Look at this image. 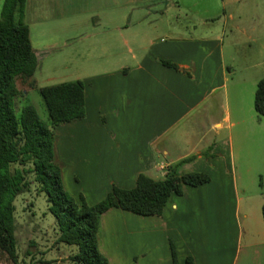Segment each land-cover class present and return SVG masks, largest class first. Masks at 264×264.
Instances as JSON below:
<instances>
[{
    "label": "crops",
    "instance_id": "1",
    "mask_svg": "<svg viewBox=\"0 0 264 264\" xmlns=\"http://www.w3.org/2000/svg\"><path fill=\"white\" fill-rule=\"evenodd\" d=\"M198 6V0H26L38 66L35 87L23 85L25 96L63 82L85 85V116L55 128L68 134L57 154L76 198L96 204L115 185L133 188L140 174L211 177L173 194L162 215L105 212L100 250L109 264H173L172 248L179 264H264V186L256 194L240 189L238 156L225 147L233 141L229 83L243 84L238 72L254 65L245 52L238 67V45L224 39L236 17L216 25L221 16L211 14L210 3Z\"/></svg>",
    "mask_w": 264,
    "mask_h": 264
},
{
    "label": "trees",
    "instance_id": "2",
    "mask_svg": "<svg viewBox=\"0 0 264 264\" xmlns=\"http://www.w3.org/2000/svg\"><path fill=\"white\" fill-rule=\"evenodd\" d=\"M25 14L26 0H3L0 11V251L18 264L14 201L30 185L27 174L34 173L57 219L58 242L79 247L72 260L78 264H109L100 250L101 218L105 212L120 208L144 216L162 215L173 194L182 195L186 185L200 186L211 177L205 172L169 174L160 179L140 174L133 188L115 185L102 201L93 205L83 195L79 198L70 195L63 182L55 128L85 116V85L82 81H71L38 88L50 122L43 120L32 104L25 106L20 116L16 115L14 102L21 93L18 81L35 87L33 77L38 66ZM164 63L179 69L171 61ZM255 107L264 115V79L258 82ZM27 165L30 167L25 168ZM262 212L264 217V205ZM172 255L173 264H179L174 248ZM187 264H192V260L187 259Z\"/></svg>",
    "mask_w": 264,
    "mask_h": 264
},
{
    "label": "rangeland",
    "instance_id": "3",
    "mask_svg": "<svg viewBox=\"0 0 264 264\" xmlns=\"http://www.w3.org/2000/svg\"><path fill=\"white\" fill-rule=\"evenodd\" d=\"M198 1L199 6L196 8L201 9L204 2H209L211 14L221 16L216 25L224 21L225 15L233 14L236 17L234 21L229 20L224 39L229 44L235 42L238 45L239 54L236 56L238 67L243 63L242 56L245 52L248 53L249 64L254 65L247 73L238 72L237 80L243 84L235 87L233 82L229 83L231 122H234V125L231 128L232 144L225 147H234L238 156V175L242 177L240 182H243L239 185L240 189L243 187L246 194H256L264 186V115L259 114L255 107L258 82L264 79V0H227L225 6H221V0ZM2 5L3 0H0V11ZM18 84L21 93L14 102L16 115L20 116L25 106L34 104L40 117L50 122L38 89L30 90L26 97L20 80ZM220 112L223 117L224 107ZM227 125L228 122L224 121L226 132L229 131ZM61 137L66 140L67 131L61 134L59 131L57 142ZM29 167L30 165L25 166ZM66 174L65 189L74 196L68 178L69 169ZM155 178H162V173L158 172ZM27 179L30 185L20 192L14 201L18 264H78L72 260V255L79 251V247L58 242L60 230L55 215L50 211L47 193L35 181L34 173L27 174ZM0 264L14 262L0 251Z\"/></svg>",
    "mask_w": 264,
    "mask_h": 264
}]
</instances>
